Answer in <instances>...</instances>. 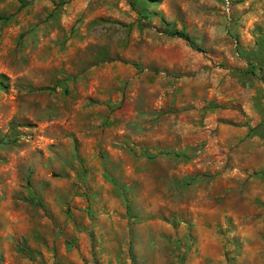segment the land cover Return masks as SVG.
<instances>
[{"label":"rangeland","instance_id":"1","mask_svg":"<svg viewBox=\"0 0 264 264\" xmlns=\"http://www.w3.org/2000/svg\"><path fill=\"white\" fill-rule=\"evenodd\" d=\"M26 1L0 0V264H264V0Z\"/></svg>","mask_w":264,"mask_h":264},{"label":"trees","instance_id":"2","mask_svg":"<svg viewBox=\"0 0 264 264\" xmlns=\"http://www.w3.org/2000/svg\"><path fill=\"white\" fill-rule=\"evenodd\" d=\"M14 1H16L19 4L20 8L26 7L29 4V2L26 1V0H14ZM0 20L3 21V20H6V18L5 17H0ZM171 34L175 35V36H178V37H181V38H184V36L181 33H171Z\"/></svg>","mask_w":264,"mask_h":264}]
</instances>
